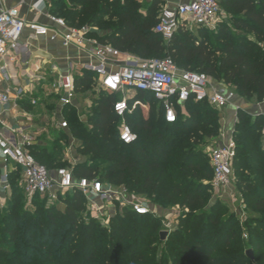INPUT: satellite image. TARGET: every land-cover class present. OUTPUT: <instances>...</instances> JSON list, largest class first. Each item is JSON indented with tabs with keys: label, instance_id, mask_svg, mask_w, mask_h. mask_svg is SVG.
Here are the masks:
<instances>
[{
	"label": "trees",
	"instance_id": "obj_1",
	"mask_svg": "<svg viewBox=\"0 0 264 264\" xmlns=\"http://www.w3.org/2000/svg\"><path fill=\"white\" fill-rule=\"evenodd\" d=\"M219 4L221 11L231 15V22L218 24L211 33L205 28L182 26L168 41L154 31L163 0H50V13L62 17L69 26L95 27L93 36L123 53L138 58L171 57L182 70L203 72L209 78L236 86L244 98L255 94L262 99L264 51L260 44H264V0H220ZM247 33H252L255 40L248 39ZM94 85L95 76L91 73L75 77L78 93H85ZM142 94L138 99L148 101L147 117L139 107L124 117L137 134L131 144L119 140L121 119L112 109L118 96L102 90L87 115V124L80 121L75 107H65L63 115L68 128L58 130L60 134L51 137L52 142L42 135L28 150L50 171L70 168L62 158L63 140L76 138V152L87 158L71 167L75 179L96 178L161 206L166 201L178 203L189 209L179 216V225L161 241V230L149 220L151 213L138 215L125 208L110 217L108 225H102L90 212L88 221L81 220L87 204L79 191L65 193L64 199L60 194L56 203L35 195L32 198L40 199L45 206L42 214L39 209L33 213L19 209V201L26 196L21 184L13 185L16 177L21 181V171L11 164V197L6 208L9 215L0 216V264H116L118 248L130 252V261H137L147 254L146 249L140 248L150 245L152 237V243L167 246L173 264H181L183 254L190 251L191 256H198L195 264L245 261L242 253L231 255L232 259L225 250L223 255L213 254L218 248L238 250L239 240L232 238L236 232L229 225L233 215L220 218L216 212L218 204L207 208L202 193L209 191L203 181L213 176V169L209 158L203 163L204 148L199 145L208 146L218 136V110L205 101L190 99L177 107L176 122L167 123L160 104L151 95ZM155 108L153 119L150 115ZM263 123V115L252 116L238 109L233 132V175L247 206L259 212L248 227L251 243L257 239L261 242L256 245L264 243ZM192 244L197 247L192 248Z\"/></svg>",
	"mask_w": 264,
	"mask_h": 264
},
{
	"label": "built area",
	"instance_id": "obj_2",
	"mask_svg": "<svg viewBox=\"0 0 264 264\" xmlns=\"http://www.w3.org/2000/svg\"><path fill=\"white\" fill-rule=\"evenodd\" d=\"M143 1V0H139ZM220 0H190L174 7H161L154 31L164 41L170 40L180 27L191 29L192 26L212 29L218 24L221 16ZM51 26L23 19L16 7L0 11V58L15 52L25 29L33 36H46L50 40L60 39L63 47H77L84 50L91 60L81 64V70L91 73L97 80V87L109 94H118L112 104L113 112L121 119L119 140L124 144L136 141L137 134L125 122L126 114H131L137 107L143 110L146 103L141 99L127 96L129 91L146 93L160 104L163 118L167 123L177 120V107H182L188 100L206 102L216 110L228 106L235 94L223 84H216L203 72L182 70L176 66L171 57L138 58L123 53L111 44L102 42L92 35L95 27L84 25L69 26L62 17L48 13ZM76 68L71 61L67 62L64 73L49 83V91L57 97L61 108L74 107L77 91L75 87ZM29 91L19 88L15 96L9 91L0 94V105L16 108L18 101ZM35 105L37 98L31 97ZM58 128L67 129V120L60 115ZM236 121V118H235ZM234 128L219 129L218 136L207 148V155L213 169V186L227 188L233 178V160L235 157ZM17 138L0 135V159L3 166L2 189H9L8 174L11 164L21 171L20 184L25 196L32 198L38 195L49 203L59 201L58 196L67 192L79 191L89 207V212L108 225L110 217L121 214L129 208L135 214L151 213L150 208L140 196L129 193L123 187H115L99 179H75L70 168L60 167L48 170L30 154L28 146L34 138L18 128ZM264 140V123L261 128ZM152 214V213H151Z\"/></svg>",
	"mask_w": 264,
	"mask_h": 264
},
{
	"label": "crops",
	"instance_id": "obj_3",
	"mask_svg": "<svg viewBox=\"0 0 264 264\" xmlns=\"http://www.w3.org/2000/svg\"><path fill=\"white\" fill-rule=\"evenodd\" d=\"M189 1L163 0L162 7H174L179 3ZM10 7H16L20 16L26 21L52 25L47 17V14L50 13V0H0V11ZM89 60H91L89 55L82 49L74 46L65 48L59 38L50 40L46 36H33L28 29H25L19 40L18 49L0 58V94L9 91L10 96L14 97L19 88L29 92L18 101L16 108L11 105H0V135L18 139L16 131L18 128H22L24 132L29 133L34 140H37L42 135L49 139L47 136L49 127L54 131L60 130L57 123L60 115L64 117L63 108L60 107L57 97L50 93L49 83L57 76V72L64 73L66 71L68 61H71L76 68L74 76H81L84 73L81 70V64ZM210 81L214 83L212 80ZM95 85H97V80H95ZM140 95L143 94L137 91L127 93V96L133 99H138ZM31 97L37 98L35 105L30 103ZM118 97H120L119 94ZM243 102L244 100L234 96L228 106L218 110L220 128L223 126L228 130L235 127L238 109H245L253 116L256 114L264 116V102L255 112L246 109ZM145 103L146 107L142 112H148L149 103L148 101ZM89 104V98L84 93L77 92L74 101L75 109L79 111ZM2 176L3 166L0 159V193L3 197L1 200H4L5 193L9 189L6 191L2 189Z\"/></svg>",
	"mask_w": 264,
	"mask_h": 264
},
{
	"label": "rangeland",
	"instance_id": "obj_4",
	"mask_svg": "<svg viewBox=\"0 0 264 264\" xmlns=\"http://www.w3.org/2000/svg\"><path fill=\"white\" fill-rule=\"evenodd\" d=\"M231 22V15L228 12L221 11L220 19L218 20V24H228ZM218 24L212 28L208 29L206 32L211 33L209 31H216ZM191 29H194V26L191 27ZM232 30V28H231ZM233 31V30H232ZM250 40H255V37L252 33L246 34ZM260 49L264 51V44H260ZM214 83L223 84L227 88H229L234 94L236 98H239L240 100H244L243 106L246 109H249V111L255 112L259 110V106L263 104L264 97L262 99H258L255 94H253L251 97L244 98L240 96L236 90V86L232 84H225L224 82L211 78ZM101 89L97 87V85H94L91 90L84 93L89 98L90 104L89 106H86L85 108H82L81 110H75L76 115L82 121L83 123L87 124V115L90 111H92L93 102L97 97H100L101 95ZM85 97V96H84ZM151 102V101H150ZM184 108H182L180 111L181 113L184 112ZM246 111L245 109H242ZM91 113V112H90ZM144 117H147L148 112H143ZM257 115V114H256ZM261 115V114H260ZM151 118L155 119L156 117V108L152 111V114L150 115ZM253 116V115H252ZM51 123V122H50ZM120 125V124H119ZM60 132L56 129L55 131L49 127L47 130V136L49 139L47 142H52L51 137L59 135ZM261 143L264 147V140L261 138ZM64 144V150L62 153L63 160H66V163L69 164V167H71L81 161L86 160V156L80 155L76 152L77 144H79V140L72 137L64 138L63 140ZM72 145V146H71ZM200 147L204 148V152L202 153L203 156L202 160L203 163H207L208 155L207 152V145L200 144ZM72 156V157H71ZM11 167V166H10ZM17 180H14L13 185L19 187L20 185V179L19 177H16ZM203 184L208 185L209 191L204 190L202 193L204 194V197L207 199V208H209L210 205H213L215 203L218 204L216 212L219 213V217H229L230 215H233V219L230 222V226L233 227V229L236 231L235 235L232 237L235 240H239V245H237L236 249L238 250H226L223 248H218L213 252L219 253V255H223L224 250L226 253H229L230 257L229 259H232V256H238L240 253L244 255L245 261L241 264H264V243L263 245H256V243H261L260 240H256L251 243V237L248 234V227L249 225H253V221L255 218L259 216V212L252 210L247 206V203H245L241 192L239 191V187L237 185L235 174L233 175L232 181L230 185H228L227 188H219L213 186V177H211L208 180H204ZM11 197V188L5 193L4 200H1L3 197L0 193V216L3 215H9L7 209L9 207V199ZM65 195H62L61 199H64ZM66 198V197H65ZM40 199L38 198H27L23 197L21 201L18 203V208L22 210H27L33 213L36 209L40 210L39 213L42 214L44 211V207L42 206L41 202H39ZM144 203L148 205V207L151 210L152 217H150V221L154 222V224L157 225V228L160 230H166L168 233L173 231L178 225V218L179 216L183 215V213L188 212L189 209L187 207H181L178 203H169V201H166L161 206L157 203L149 202L147 198H143ZM87 204V202H86ZM48 205V203H46ZM8 206V207H7ZM7 208V209H6ZM60 208H63V206L60 205ZM8 213V214H7ZM261 214V213H260ZM91 215V214H90ZM1 218V217H0ZM90 218L89 216V207L88 204L86 205L85 212L82 213L81 220L88 221ZM109 223V222H108ZM102 225H105L102 223ZM217 229V226H215ZM2 235L0 230V236ZM148 241H146V244H148ZM154 241V238H150V245H145V247H141L140 251H144V249L147 250V254L139 257L137 261H130V252L123 251L122 249L118 248L115 253L116 255V264H119L121 262L125 264H173V258L170 255V252L166 245L162 244H154L152 243ZM128 246V245H127ZM171 246V245H169ZM196 246L192 244V248ZM205 247L207 245H204ZM257 246H260L259 248ZM174 247V245H173ZM177 247V246H176ZM175 247V248H176ZM197 247V246H196ZM129 248V247H128ZM232 248V247H231ZM178 251V249L176 248ZM250 251L252 258L249 257L247 252ZM218 255V254H217ZM232 255V256H231ZM190 256V257H189ZM198 259V256H191L190 253L183 254V259L181 261V264H195V261ZM40 264V263H39ZM216 264H219V262H216Z\"/></svg>",
	"mask_w": 264,
	"mask_h": 264
},
{
	"label": "water",
	"instance_id": "obj_5",
	"mask_svg": "<svg viewBox=\"0 0 264 264\" xmlns=\"http://www.w3.org/2000/svg\"><path fill=\"white\" fill-rule=\"evenodd\" d=\"M167 235H168V231H166V230L159 231V238L161 241H164L166 239ZM247 254L249 255L250 258H252L250 251H248Z\"/></svg>",
	"mask_w": 264,
	"mask_h": 264
}]
</instances>
